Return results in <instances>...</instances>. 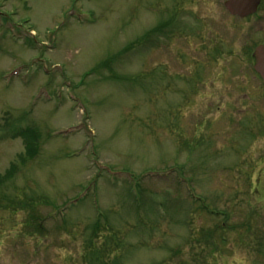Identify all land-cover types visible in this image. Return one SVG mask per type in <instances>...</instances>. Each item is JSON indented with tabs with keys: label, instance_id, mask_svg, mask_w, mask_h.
<instances>
[{
	"label": "rangeland",
	"instance_id": "374dc122",
	"mask_svg": "<svg viewBox=\"0 0 264 264\" xmlns=\"http://www.w3.org/2000/svg\"><path fill=\"white\" fill-rule=\"evenodd\" d=\"M225 1L0 0V264H264V0Z\"/></svg>",
	"mask_w": 264,
	"mask_h": 264
},
{
	"label": "water",
	"instance_id": "95a60500",
	"mask_svg": "<svg viewBox=\"0 0 264 264\" xmlns=\"http://www.w3.org/2000/svg\"><path fill=\"white\" fill-rule=\"evenodd\" d=\"M260 2L261 0H226L223 6L230 16L246 19L256 13ZM253 55L255 59L253 71L264 85V46L256 47Z\"/></svg>",
	"mask_w": 264,
	"mask_h": 264
},
{
	"label": "trees",
	"instance_id": "16d2710c",
	"mask_svg": "<svg viewBox=\"0 0 264 264\" xmlns=\"http://www.w3.org/2000/svg\"><path fill=\"white\" fill-rule=\"evenodd\" d=\"M21 133H23L22 137L24 138V140L27 139V141H29L27 144L32 147V149L27 147V157H30L35 151L34 146L35 144H37L38 134L32 128H27L26 131ZM11 176L12 175L9 173L5 176L0 177V184L1 182L3 183L6 179H9Z\"/></svg>",
	"mask_w": 264,
	"mask_h": 264
},
{
	"label": "flooded vegetation",
	"instance_id": "af4514ba",
	"mask_svg": "<svg viewBox=\"0 0 264 264\" xmlns=\"http://www.w3.org/2000/svg\"><path fill=\"white\" fill-rule=\"evenodd\" d=\"M261 3V2H260ZM260 45H263L264 46V44H260ZM260 45H258V46H260ZM257 47V46H256ZM255 47V48H256ZM255 48H254V50H255ZM254 50H253V52H252V54H251V59H252V61H253V66H254V62H255V59H254V55H253V53H254ZM253 66H252V70H253ZM258 77V76H257ZM259 79V78H258Z\"/></svg>",
	"mask_w": 264,
	"mask_h": 264
}]
</instances>
